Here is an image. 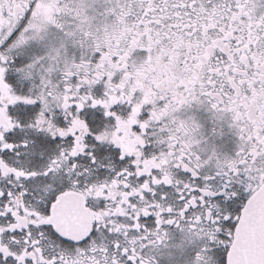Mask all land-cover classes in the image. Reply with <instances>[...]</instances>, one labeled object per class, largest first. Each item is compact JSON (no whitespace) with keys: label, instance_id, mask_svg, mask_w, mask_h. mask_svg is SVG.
I'll return each mask as SVG.
<instances>
[{"label":"snow or ice","instance_id":"obj_1","mask_svg":"<svg viewBox=\"0 0 264 264\" xmlns=\"http://www.w3.org/2000/svg\"><path fill=\"white\" fill-rule=\"evenodd\" d=\"M0 264H264V0H0Z\"/></svg>","mask_w":264,"mask_h":264}]
</instances>
